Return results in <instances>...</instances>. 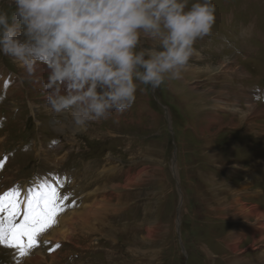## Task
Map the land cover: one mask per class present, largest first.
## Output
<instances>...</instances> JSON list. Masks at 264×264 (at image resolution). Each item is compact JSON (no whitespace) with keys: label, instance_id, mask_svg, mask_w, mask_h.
Here are the masks:
<instances>
[{"label":"rangeland","instance_id":"rangeland-1","mask_svg":"<svg viewBox=\"0 0 264 264\" xmlns=\"http://www.w3.org/2000/svg\"><path fill=\"white\" fill-rule=\"evenodd\" d=\"M212 2L215 24L195 42L182 75L194 77L141 86L129 109L86 128L74 129L70 115L48 109L47 75L29 77L0 54V75L8 79L0 84V192L16 188L22 201L39 175L59 172V182H50L67 196L26 254L0 244V264H234L225 238L233 225L208 212L216 208L217 183L224 196H233L227 183L242 188L250 208L247 191L259 187L262 206L254 208L264 210V0ZM248 106L252 112L242 115ZM90 192L104 205L95 230L72 223L79 229L72 232L63 220L75 228L71 212L90 203ZM244 223L261 234L256 243L250 236L239 243L244 260L237 263L263 262L264 217Z\"/></svg>","mask_w":264,"mask_h":264},{"label":"clouds","instance_id":"clouds-1","mask_svg":"<svg viewBox=\"0 0 264 264\" xmlns=\"http://www.w3.org/2000/svg\"><path fill=\"white\" fill-rule=\"evenodd\" d=\"M215 12L212 0H0V54L29 77L43 66L48 109L86 128L141 86L181 79Z\"/></svg>","mask_w":264,"mask_h":264},{"label":"snow or ice","instance_id":"snow-or-ice-1","mask_svg":"<svg viewBox=\"0 0 264 264\" xmlns=\"http://www.w3.org/2000/svg\"><path fill=\"white\" fill-rule=\"evenodd\" d=\"M18 197L16 188L0 195V244L16 249L23 256L36 246L37 236L50 226L60 210V201L67 196L61 197L53 185L42 183L28 192L22 209Z\"/></svg>","mask_w":264,"mask_h":264},{"label":"bare ground","instance_id":"bare-ground-1","mask_svg":"<svg viewBox=\"0 0 264 264\" xmlns=\"http://www.w3.org/2000/svg\"><path fill=\"white\" fill-rule=\"evenodd\" d=\"M194 55H196L195 53H194ZM227 61L228 62H230V58L228 57L227 58ZM223 62H225V66L227 67L228 66V64L226 63V59H224V61ZM223 64H221V65H219V67H221ZM191 69V68H190ZM189 68H188V70H190ZM227 69L228 70H231V69H229L228 67H227ZM23 70V69H22ZM187 70V71H188ZM208 71H210L211 70V67L209 68V69H207ZM225 70V69H224ZM212 71V70H211ZM194 72H192V73H189V75H186V76H184V77H182L181 79H179V80H177V81H179L180 83H186L189 79H191L192 77H194V75H192ZM196 73V72H195ZM25 74V73H24ZM43 74H45L44 76H46L47 75V71H46V69L43 67V66H41V67H39L38 68V70H37V72L33 75V76H37V77H41L40 75H43ZM26 75V74H25ZM43 77V76H42ZM41 77V78H42ZM172 82V81H171ZM191 82V81H190ZM189 82V83H190ZM174 83V82H173ZM168 88V87H167ZM193 89V88H192ZM190 91V90H189ZM211 92V91H210ZM180 99V98H179ZM193 102V101H192ZM253 108V106H248L247 108H245V110L244 111H242L241 112V114L242 115H246V114H250L252 111H251V109ZM191 109V108H190ZM241 110V109H240ZM237 114H239V110L237 111ZM241 115V116H242ZM70 119V118H69ZM242 119V118H241ZM242 123V122H241ZM69 125H71L72 126V123H71V121H69ZM202 126V125H201ZM207 126V123L206 124H204V127L203 128H205ZM235 127H237V126H235ZM239 127V126H238ZM237 127V128H238ZM57 129H58V127H56ZM72 128H73V126H72ZM81 129V128H80ZM62 131V130H61ZM174 131V130H173ZM200 131H202V129L200 128ZM158 154H159V152H158ZM145 171V170H144ZM146 172V171H145ZM233 172V171H232ZM113 173V172H112ZM7 174V173H6ZM100 174V173H99ZM139 174V173H138ZM138 174H137V176H138ZM131 176V175H130ZM251 176V175H250ZM57 177V176H56ZM55 177V178H56ZM98 177H99V175H98ZM202 177V176H201ZM208 177V176H207ZM135 178V177H134ZM105 179V178H104ZM204 179V178H203ZM47 180V181H46ZM45 181H46V183L48 182V183H50L51 185H52V183L50 182L51 180L50 179H46ZM127 181H129V183H133L134 182V179H130V178H127L126 179ZM209 180V179H208ZM214 180H216V179H214ZM222 180V179H221ZM104 181V180H103ZM226 181V180H225ZM215 182V181H214ZM228 182V181H227ZM245 182V181H244ZM217 183V182H216ZM249 183V182H248ZM248 183H246L245 185H247ZM128 184V183H127ZM126 184V185H127ZM212 184H213V177H212ZM218 185L215 187L214 186V188H212V191H214L216 194H214L215 196H216V208L217 209H219V211H225V213H223V214H225L230 220H243V221H248V219L250 218H253V221H259V220H261V218H263L264 217V210H262V211H257V209H255L254 207H255V205L254 204H252V206H253V208H250L248 205L249 204H247L246 202H244L243 200H241L240 199V191H242V188H236V187H234V184H231V183H227L228 184V191H227V193H231V195H233V196H229V195H222L221 194V192H223V191H225L226 192V190H225V188H222V184L221 183H217ZM126 185H124L123 186V188H125V186ZM248 186H250V184L249 185H247V187ZM121 187V186H120ZM122 188V187H121ZM36 189H38V188H36ZM244 189V188H243ZM35 190V189H34ZM7 191H9V190H7ZM6 191V192H7ZM25 192V195H27L28 194V191L26 190V188H25V190H24ZM5 193V192H4ZM58 193L60 194L61 193V191L59 190L58 191ZM226 193V194H227ZM90 195H87V196H89L88 198H90V196L92 197L91 198V201H90V203H88V204H85L84 206H82L81 207V210L80 209H76L77 211H72L71 212V215H70V221H71V224L73 223L74 225L75 224H80V225H82L83 227H81V229L82 228H90V230H95V228H94V225H93V221H95V220H98V218H97V216L100 214L99 212H100V210L99 209H101L104 205L103 204H101L99 207H98V202H97V197H96V194L94 193V192H90L89 193ZM3 195V194H2ZM101 198H103V197H101ZM229 198H230V200H229ZM25 199V198H24ZM24 199H22V201H21V203H22V205H23V203H24ZM104 199H106V198H104ZM103 199V200H104ZM111 199V198H110ZM107 200V199H106ZM100 202H106V201H102V200H100ZM111 202V201H110ZM105 204V203H104ZM107 205V204H106ZM259 210H260V208H258ZM102 211V210H101ZM107 211V210H106ZM108 213V212H107ZM64 216V215H63ZM69 217H66V218H64V220H63V225L65 226V224H66V226L69 228V229H71V231L73 232L74 230H79L78 228H77V226H74L73 224V226L75 227V228H71V226H70V222H69ZM95 219V220H94ZM259 219V220H258ZM107 220V219H106ZM59 221L62 223V217H60L59 218ZM101 225H103V224H101ZM65 226V227H66ZM251 227V226H250ZM62 228V227H61ZM64 228V227H63ZM80 228V227H79ZM253 228H258L257 226L256 227H253ZM80 229V230H81ZM89 230V231H90ZM261 230V229H260ZM53 231H54V229H53ZM52 231V232H53ZM247 231V230H246ZM64 232H62V231H60V230H55L54 231V233H53V235L54 236H56V235H60L61 237H63V238H68L69 236H70V234H68L67 236H65V235H62ZM83 233V232H82ZM252 233V232H251ZM254 233V232H253ZM260 233H261V231H260ZM264 233V232H263ZM91 234V233H90ZM104 234V233H103ZM72 235V234H71ZM99 235H100V233H99ZM74 236V235H73ZM56 237H58V236H56ZM226 238V241L230 244L229 246H230V248L229 249H231L232 251H233V253H235L236 255H238L239 256V258H236V260L238 259V263H240L241 262V260H244V258L243 257H241L239 254H237L238 252H240V250L238 249L239 248V243H241L242 241L240 240L241 239V236H240V234H239V230H238V228H237V230L236 231H232V230H230V232L227 234V237H225ZM69 239V238H68ZM77 239V238H76ZM101 239V238H100ZM264 239V238H263ZM253 242H257L258 240L257 239H254V237H253ZM79 244V243H78ZM254 244V243H253ZM253 244L250 246V247H253V248H257V247H254L253 246ZM231 251V252H232ZM261 252V255H263V257H264V251H260ZM40 253V252H39ZM39 256H41L40 254H38ZM37 255V257L35 258V260H38L39 259V256ZM230 256V255H229ZM45 257V256H44ZM262 257V256H261ZM41 258H43V256H41ZM46 259V258H45ZM53 259L55 260V257L54 256H51V260L53 261ZM257 259V258H256ZM44 263V262H43ZM234 264H238L236 261H234L233 262ZM257 264H264V261L263 262H260V263H257Z\"/></svg>","mask_w":264,"mask_h":264},{"label":"crops","instance_id":"crops-1","mask_svg":"<svg viewBox=\"0 0 264 264\" xmlns=\"http://www.w3.org/2000/svg\"><path fill=\"white\" fill-rule=\"evenodd\" d=\"M45 75V74H44ZM43 75V77H45ZM42 77V78H43ZM47 78H45V79H43L41 82H44L45 80H46ZM44 88V87H43ZM45 89V88H44ZM43 97H46V94L43 96ZM34 98H35V96H34ZM34 100H36V98L34 99ZM37 104V103H36ZM261 194V191H260V189H259V187H255L254 185L251 187V188H249V190L247 191V194H248V196H249V201H250V199H252L251 201H250V204L252 205V204H254L255 206H257L258 208H261V206H262V204L259 202V200H260V194ZM75 211H77V210H75ZM215 211V212H214ZM219 211L218 210H216V208H215V206H214V209L213 208H211V207H209V215H211L213 218H215V216H216V218H221L222 220H224V221H226L227 223H229L230 224V226H231V224L233 225V227L231 228V230L232 231H236L237 230V228H238V230H239V234H240V236H241V241H245L249 236H250V241H252V239H253V237H254V239H258V237H255V235L257 234V236L259 235V234H261L260 233V231L258 230V228H255V230H253L254 228L253 227H255V225L254 226H252V230H248V228L246 227V224L244 223L245 221H243V220H241V221H239V222H235V221H231L225 214H221V215H223V216H221L220 215V213H218ZM207 214V213H206ZM254 222V221H253ZM256 223V222H255ZM70 224V223H69ZM247 230V231H246ZM230 232V230L228 231V233ZM252 232V233H251ZM254 232V233H253ZM223 244V243H222ZM229 244V243H228ZM224 245V244H223ZM230 245V244H229ZM228 245V246H229ZM228 249V248H227ZM255 249V248H254ZM229 250V249H228ZM247 250L248 251H250V248H249V246L247 247ZM230 251V250H229ZM231 252V251H230ZM232 254H233V256L230 258V260H231V263L233 262V261H236V262H238V259L236 260V257L237 258H239L235 253H233V252H231ZM240 256H242V254L240 255ZM242 263H243V260H242Z\"/></svg>","mask_w":264,"mask_h":264}]
</instances>
